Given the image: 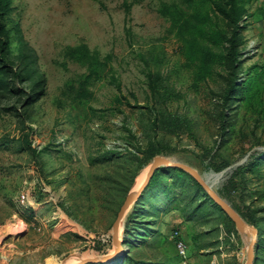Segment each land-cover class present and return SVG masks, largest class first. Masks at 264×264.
Returning a JSON list of instances; mask_svg holds the SVG:
<instances>
[{
	"label": "rangeland",
	"instance_id": "374dc122",
	"mask_svg": "<svg viewBox=\"0 0 264 264\" xmlns=\"http://www.w3.org/2000/svg\"><path fill=\"white\" fill-rule=\"evenodd\" d=\"M124 1L10 2L12 53L29 54L43 80L27 116L6 107L21 105L30 83L15 80L23 91L0 95V264L114 253L118 211L157 155L195 168L259 228L254 249L264 264V0L245 4L238 86L226 107L224 46L200 38L198 49L215 53L203 66L162 11L172 0ZM208 11L209 25L226 30ZM151 136V149L168 147L138 169ZM119 237L124 257L152 264H246L252 239L184 169L153 179ZM124 257L111 264H130Z\"/></svg>",
	"mask_w": 264,
	"mask_h": 264
},
{
	"label": "trees",
	"instance_id": "16d2710c",
	"mask_svg": "<svg viewBox=\"0 0 264 264\" xmlns=\"http://www.w3.org/2000/svg\"><path fill=\"white\" fill-rule=\"evenodd\" d=\"M134 2L138 0H133ZM248 0H172L165 2L162 7V11L168 14L174 23V26L178 31H181L186 36L185 37V47L189 50H193L195 53L198 52L199 39L203 36L206 37L212 43H219L224 46L223 54L220 55L221 59L228 64L231 75L229 77V84L226 89L225 98H224V107L228 105L229 100L234 94V90L238 86L236 80L238 78V70L240 68L239 59L241 55V50L239 48L241 39H240V28L246 14V6ZM11 0H0V95L7 96V98L14 95L20 94L23 91V87H17L15 80L20 81L21 86H25L30 83V93L28 98L19 103L10 104L6 107L7 110H13L15 113L22 112L20 115H28L30 105L34 102V94L37 93V89L42 86V72L39 68L33 67L29 54H26L22 61L18 60L16 55H13L11 43V31L8 28L9 21V5ZM125 6L130 7L131 3H128L127 0L124 1ZM218 13L224 20L227 25V29H222L215 26L213 23L211 25V15L208 11V7ZM200 55L193 57L200 59L203 66H209L212 58L214 57L213 49L206 44V47H202L200 50ZM40 72V76H36V73ZM14 80V82H10ZM29 105V106H28ZM223 116L226 117V111H223ZM158 114H154V132L158 127ZM150 141L148 144V150L145 153V159L142 160L138 169H140L145 163L151 160L155 155L161 153L164 147L168 145L158 146L154 149H151L154 143H156L155 137H149ZM25 143V148H28L32 153L39 158L41 151L33 144L30 137H25L22 139ZM138 151L141 146L137 147ZM113 154V151H110ZM171 169H182L178 167H159L154 176L152 177L149 184L153 182V179L161 172L168 171ZM196 185L198 188L204 189L202 185L195 179ZM148 187V186H147ZM146 190V189H145ZM145 193V191H144ZM143 193V195H144ZM142 197L136 202L138 205L142 202ZM139 208L135 209L134 214H137ZM257 256V252L255 251ZM124 257V253H121L114 259L108 262H101L95 264H111L115 261L121 260ZM125 262L130 264H152L142 261H136L134 258L124 257ZM258 261V256L256 257V263ZM91 264V263H89Z\"/></svg>",
	"mask_w": 264,
	"mask_h": 264
},
{
	"label": "water",
	"instance_id": "95a60500",
	"mask_svg": "<svg viewBox=\"0 0 264 264\" xmlns=\"http://www.w3.org/2000/svg\"><path fill=\"white\" fill-rule=\"evenodd\" d=\"M161 166H168V167H178L186 170L190 174H192L195 179L202 185V187L208 192L209 196L211 199L218 204L225 212L232 218L234 221L236 227L248 235L251 236V242L249 244V257L246 262V264H255L256 263V255H255V244L257 243L258 240V233H259V228L256 225H253L249 223L242 215L241 213L234 208L231 203H229L225 198H223L214 188L213 186L209 183V181L203 177L195 168L192 166L180 162V161H172L169 157L163 156V155H157L153 158L150 167L147 171L145 180L142 182L140 187L138 188L137 193H129L119 211L117 214V217L113 223V237L116 241V249L114 253L108 255V256H102V257H88L80 262L74 263V264H89V263H105L108 261H111L115 257L121 254V247L123 245V240L120 239L119 237V229L121 225V221L124 219L126 212L128 211L129 207L137 202L143 195L145 189L149 185L152 177L155 174V171L161 167Z\"/></svg>",
	"mask_w": 264,
	"mask_h": 264
},
{
	"label": "bare ground",
	"instance_id": "6f19581e",
	"mask_svg": "<svg viewBox=\"0 0 264 264\" xmlns=\"http://www.w3.org/2000/svg\"><path fill=\"white\" fill-rule=\"evenodd\" d=\"M213 174H214V173H213ZM215 175H216V174H215ZM142 182H143V179H142L141 181H139V183H138L137 185L140 186V185L142 184ZM136 189H137V188H136ZM137 191H138V190L134 191L133 193L135 194V193H137ZM84 256L87 258L86 255H84ZM74 258H75L74 256H73V257H70V260H69V261H66L65 263H69V262H71V260L74 259ZM86 258H84V259H86ZM84 259H81L80 261H82V260H84ZM76 262H78V261H76ZM76 262H75V263H76Z\"/></svg>",
	"mask_w": 264,
	"mask_h": 264
},
{
	"label": "built area",
	"instance_id": "2783aa9c",
	"mask_svg": "<svg viewBox=\"0 0 264 264\" xmlns=\"http://www.w3.org/2000/svg\"><path fill=\"white\" fill-rule=\"evenodd\" d=\"M22 197H23V198H25V197H26V195H25V194H23V195H22ZM180 247H181V246H180ZM181 248H182V247H181ZM181 252L183 253V252H184V250L182 251V249H181Z\"/></svg>",
	"mask_w": 264,
	"mask_h": 264
}]
</instances>
